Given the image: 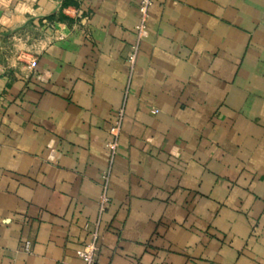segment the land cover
I'll list each match as a JSON object with an SVG mask.
<instances>
[{
  "label": "crops",
  "instance_id": "1",
  "mask_svg": "<svg viewBox=\"0 0 264 264\" xmlns=\"http://www.w3.org/2000/svg\"><path fill=\"white\" fill-rule=\"evenodd\" d=\"M139 3L0 0V264H82L123 103L97 264H264V0H153L131 66Z\"/></svg>",
  "mask_w": 264,
  "mask_h": 264
},
{
  "label": "built area",
  "instance_id": "2",
  "mask_svg": "<svg viewBox=\"0 0 264 264\" xmlns=\"http://www.w3.org/2000/svg\"><path fill=\"white\" fill-rule=\"evenodd\" d=\"M153 0H140L139 3V21L136 25V41L131 46L130 51V63L131 66L134 65L137 55L140 49L141 40L147 35V20L149 17L150 7ZM35 62L29 63L30 68H34ZM156 112V110H154ZM125 118V105L124 103L117 110V114L113 124L110 127V140L107 143L109 150V164L107 169L102 175L101 182V194L99 198V209L98 218L90 230V240L85 243L82 248L78 250V256L82 261V264H97L98 252H99V241L101 238L100 234V224L102 215L105 212L109 201V182L111 178L112 166L114 157L118 151L120 144V137L123 129V122ZM32 242L30 240L25 241L24 250L29 252L31 250Z\"/></svg>",
  "mask_w": 264,
  "mask_h": 264
},
{
  "label": "rangeland",
  "instance_id": "3",
  "mask_svg": "<svg viewBox=\"0 0 264 264\" xmlns=\"http://www.w3.org/2000/svg\"><path fill=\"white\" fill-rule=\"evenodd\" d=\"M2 14V13H1ZM10 36H16L12 42H7V31H3L0 37V62L6 57H18L22 61H37L38 48L34 45L35 40L39 37L33 31L34 22L29 20L24 27L10 25ZM7 46V49L4 46ZM3 47V48H2Z\"/></svg>",
  "mask_w": 264,
  "mask_h": 264
}]
</instances>
